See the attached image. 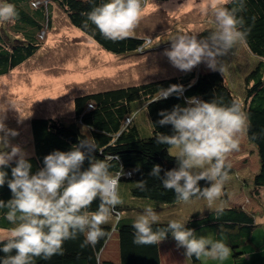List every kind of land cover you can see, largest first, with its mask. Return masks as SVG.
I'll use <instances>...</instances> for the list:
<instances>
[{
  "label": "trees",
  "instance_id": "obj_1",
  "mask_svg": "<svg viewBox=\"0 0 264 264\" xmlns=\"http://www.w3.org/2000/svg\"><path fill=\"white\" fill-rule=\"evenodd\" d=\"M5 2L15 5L18 19L14 22H0V76L22 64L40 47L38 37L47 21L49 24L52 20L49 14L52 5L53 9L60 7L71 24L94 38L108 52L121 56L141 53L140 47H143L141 50H146L143 45L145 42L136 36L114 42L104 38L90 21L85 26L87 17L84 14L108 0H37L36 8L31 7L32 0H0V3ZM226 6L231 8L234 5L229 3ZM239 15L243 16L246 28L250 29L246 42L243 43L244 49L249 52V56L255 58L249 72L246 74L245 71L244 79H237L235 75H239L233 71L223 75L210 69L192 71L180 77L78 97L72 120L54 117H37L32 120L33 148L29 152L31 174L44 167L43 160L47 155L57 150L71 151L85 137L94 140L95 159L103 160L108 157L110 172L114 175L122 171L125 173L120 177L118 185L123 203L116 206L110 221L102 225L107 235L95 246L81 247L84 235L80 234L76 239L65 241L62 255H55L50 259L34 258V264H163L164 245L174 243L177 246L171 233L156 245L140 246L133 243L132 223L147 205H151L160 215V223L154 225V230L166 228L170 220H179L198 236L211 235L214 239L224 240L231 249L229 258H232L233 264L242 261L246 254L245 245L254 239L259 211H255V204L251 206L236 203L234 197L240 198L244 190L253 201L264 190V0H246L245 10ZM209 21L199 31L198 38L206 37L215 30L214 17H209ZM237 49L238 45L229 54H234ZM171 85H182L185 89L183 96L178 98L174 94L159 100V90ZM191 97L208 102L214 98H222L225 105L238 102L248 117V126L240 137V142L246 143L240 144L239 150L234 152H243L242 155L251 153L258 160L257 171L251 176L247 171L248 167L237 168L230 162L231 179L225 184L221 197L212 208L202 198L194 197L188 204L177 203L174 191L165 189L160 178L150 175L155 165L161 166V177L165 172L178 167L177 161L169 155L168 146L156 143L155 137L159 133H173L171 125H159L158 121L162 119L159 113L171 111L178 104L187 106L186 98ZM247 158L248 156L245 157V162ZM12 167H15V162L2 169L8 173V179L12 178ZM88 167L89 161L86 159L82 170ZM243 168L250 179L246 176L243 178ZM142 180L146 181L144 189L137 186V182ZM200 186L203 188L209 184L201 181ZM231 186L238 187L241 191L233 193V189L229 190ZM10 199L12 193L5 183L0 187V200L7 202ZM99 203V199L94 201L89 211H96ZM161 204L167 206L161 208ZM220 207L223 208V213L217 214L216 209ZM6 211L7 209H0V229L9 230L13 225L5 219ZM111 242L115 243L117 259H106L104 256ZM2 247L3 244H0V248ZM179 249L185 253V249ZM5 255L0 251V260ZM187 261L188 264L210 263L205 258L198 260L195 257ZM228 262L232 264L230 260ZM253 262L251 260L247 264ZM255 262L254 264H264Z\"/></svg>",
  "mask_w": 264,
  "mask_h": 264
},
{
  "label": "clouds",
  "instance_id": "obj_2",
  "mask_svg": "<svg viewBox=\"0 0 264 264\" xmlns=\"http://www.w3.org/2000/svg\"><path fill=\"white\" fill-rule=\"evenodd\" d=\"M147 3V0H108L84 14L87 17L85 26L90 21L104 38L114 42L133 37L131 34L138 27ZM192 3L194 0H187L184 6ZM229 3L234 6L227 7ZM37 6V0H32L31 7ZM196 6L202 13L214 17L215 30L203 38L178 34L169 40L171 48L164 55L173 67L182 72H190L205 63L210 70L223 75L227 66L221 58L237 45L245 43L250 32L243 16L239 15L245 10L246 0H200ZM16 19L18 12L15 5L0 3V22H14ZM46 24L38 37L41 45L31 57L43 48L40 38L45 42V34L51 27L48 21ZM139 39L145 42L146 50L156 48L150 47V39ZM141 48V53L146 51ZM184 91L182 85L161 88L159 100L174 94L182 97ZM185 102L187 106L178 104L171 111L159 113L162 117L159 125H171L173 133H159L155 137L157 144L168 146L169 155L177 161L178 167L161 177L162 168L155 165L150 175L160 178L165 189L174 191L177 203L188 204L195 197L204 199L212 208L231 179L229 157L239 150L240 137L247 129L248 117L236 101L225 105L222 98L208 102L191 97ZM18 135L16 130L0 121V187L7 183L12 193V199L7 202L0 200V209H7L5 219L13 225L7 236L0 237V244H3L0 251L6 254L0 264H34V258L50 259L62 255L65 241L76 239L80 234L84 235L81 247L95 246L107 235L102 225L110 221L116 206L123 203L118 185L125 173L122 171L114 175L110 172L108 157L95 159L94 140L85 137L71 151L57 150L47 155L43 160L44 167L31 174L29 153L12 143ZM86 159L89 167L82 170ZM13 162L12 178L8 179V173L2 169ZM201 181L208 182L209 186L202 188ZM137 186L144 189L146 181L137 182ZM97 199L100 201L98 209L89 211ZM166 206L161 204V208ZM216 211L222 214L223 208ZM159 223L160 215L151 205L145 206L132 223L133 243L156 245L171 233L177 247L185 249L187 259L195 257L222 262L231 255L230 247L222 239H214L211 235L198 236L175 219L170 220L166 228L154 230V225ZM13 252L15 254L11 255Z\"/></svg>",
  "mask_w": 264,
  "mask_h": 264
},
{
  "label": "rangeland",
  "instance_id": "obj_3",
  "mask_svg": "<svg viewBox=\"0 0 264 264\" xmlns=\"http://www.w3.org/2000/svg\"><path fill=\"white\" fill-rule=\"evenodd\" d=\"M199 2L200 0H194L191 5L184 6L187 0L149 1L138 27L131 35L150 39V47L156 48L121 56L106 52L89 35L71 25L68 16L62 14L58 6L53 9L52 5V20L49 22L51 27L45 34V42L40 38L43 44L41 51L18 66L17 70L0 77V121H4L8 128L19 133L12 143L21 146L28 153L31 152L32 120L37 117L72 120L75 100L78 97L189 73L173 67L164 52L171 48L170 39L178 34L197 36L210 23L211 15L199 10L196 6ZM244 48V44H240L234 54L228 53L221 58L227 66L225 72L237 73L239 76L235 77L239 80L245 78V71L247 74L250 65L255 61ZM203 69H209L205 63L199 64L190 72ZM245 143L240 142L243 145ZM241 153L243 152L231 153L229 161L237 168L248 167L247 171L251 176L258 168L257 157L251 153ZM244 169H241L243 178L246 176L250 179ZM231 189L233 193L241 191L238 187L231 186L229 190ZM255 199L257 200H250L244 190L240 198L234 197L236 203L251 206L255 204V211H259L254 239L245 245L246 254L239 264L251 263V260L264 263V190ZM7 234L8 230L0 229V237ZM114 244H108V251L104 253L106 259H117ZM172 244H165L162 249L165 251L163 264H188L185 253ZM231 259L222 262L207 261L209 264H230V260L233 264Z\"/></svg>",
  "mask_w": 264,
  "mask_h": 264
}]
</instances>
